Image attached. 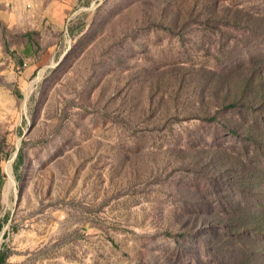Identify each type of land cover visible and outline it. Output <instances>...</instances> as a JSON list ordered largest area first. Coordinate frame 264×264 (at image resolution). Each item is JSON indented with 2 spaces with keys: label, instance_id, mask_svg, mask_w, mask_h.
I'll list each match as a JSON object with an SVG mask.
<instances>
[{
  "label": "rangeland",
  "instance_id": "1",
  "mask_svg": "<svg viewBox=\"0 0 264 264\" xmlns=\"http://www.w3.org/2000/svg\"><path fill=\"white\" fill-rule=\"evenodd\" d=\"M249 210L264 0H0L3 264H260L211 233Z\"/></svg>",
  "mask_w": 264,
  "mask_h": 264
},
{
  "label": "trees",
  "instance_id": "2",
  "mask_svg": "<svg viewBox=\"0 0 264 264\" xmlns=\"http://www.w3.org/2000/svg\"><path fill=\"white\" fill-rule=\"evenodd\" d=\"M225 86L228 87V82H224ZM213 90V87L211 84H209V87L207 91L209 92ZM234 87L226 88L224 90V99L227 98V96H230V94L233 92ZM228 107H233V105L228 106ZM209 120H213L214 117L211 116L208 118ZM250 217L252 221H255L256 226H252L249 223L247 224L246 221L238 222V221H230L228 220L227 222H224L223 220H220L219 223H222L223 226V231L226 232L227 237L231 238L232 240H226L223 242V240L220 239V234L217 233L216 231L213 230L212 237L215 241L220 240L221 244H230L232 246L231 250L237 251L242 255L250 256L255 254V250L252 248L250 244L245 242L243 239L247 240H252V238L255 236H260L263 237L264 239V210L263 212H260V216H258V212L256 211H250L246 214L245 219ZM248 222V221H247ZM230 227V228H229ZM242 250H240V249ZM264 255V252H262ZM6 258V255L4 253L0 254V264H3L4 260ZM260 264H264V262H261Z\"/></svg>",
  "mask_w": 264,
  "mask_h": 264
},
{
  "label": "crops",
  "instance_id": "3",
  "mask_svg": "<svg viewBox=\"0 0 264 264\" xmlns=\"http://www.w3.org/2000/svg\"><path fill=\"white\" fill-rule=\"evenodd\" d=\"M17 53L19 55L17 64L23 66L25 75L32 73L36 68V59L34 54V47L31 46V43L28 41L23 42L20 46L17 47ZM34 62V63H33Z\"/></svg>",
  "mask_w": 264,
  "mask_h": 264
}]
</instances>
